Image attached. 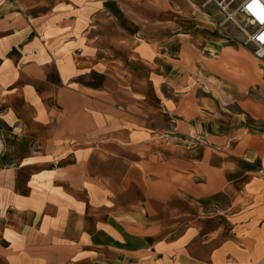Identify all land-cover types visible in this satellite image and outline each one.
Wrapping results in <instances>:
<instances>
[{
	"label": "crops",
	"instance_id": "0c3cea01",
	"mask_svg": "<svg viewBox=\"0 0 264 264\" xmlns=\"http://www.w3.org/2000/svg\"><path fill=\"white\" fill-rule=\"evenodd\" d=\"M58 1L0 0V86L5 88L0 109L10 112L23 146L34 143L38 150L13 172L17 204L11 202L0 220V264L256 259L264 244V202L256 204L264 187V135L249 130L245 114L237 113L213 142L196 139L171 152L121 155V148L151 136L154 117L169 114V102L178 105L161 93L165 79L154 67L167 62L169 51L181 62L186 45L173 50L156 40L139 50L135 44L133 58L149 70L144 81L135 73L121 81L105 72L102 85H91L80 78L102 66L96 47L94 57L79 46L64 60L47 54L49 59L40 61L34 22L52 15L39 9L41 3L51 2L53 9ZM60 1L87 9V0L78 7L75 0ZM144 1L167 12L163 0ZM90 3L93 12L103 8V0ZM86 11L69 20L89 18ZM181 12L175 17L194 23V14L184 6ZM9 68L15 71L10 80ZM146 83L149 92L141 87ZM210 94L194 97V109L205 102L209 109L215 106ZM197 110L192 117L200 115ZM204 130L214 132L209 126Z\"/></svg>",
	"mask_w": 264,
	"mask_h": 264
},
{
	"label": "rangeland",
	"instance_id": "374dc122",
	"mask_svg": "<svg viewBox=\"0 0 264 264\" xmlns=\"http://www.w3.org/2000/svg\"><path fill=\"white\" fill-rule=\"evenodd\" d=\"M75 1L78 7L86 0ZM87 1V9L83 7L81 11L60 0L53 9L51 2L40 4L41 11L50 9L52 14L34 22L39 31L40 61L48 60L47 54L63 59L79 46L94 57L96 47L102 66L78 78L100 86L105 72L121 81L127 79L128 73H135L143 81L148 77V66L133 58L132 47L135 44L140 45L139 50L156 43L152 42L156 40H161L160 45H168L173 50L178 44L186 45L179 58L181 62L173 61L178 57L175 51H169L165 58L167 62L162 61L154 67L165 79L160 86L161 93L174 99L178 105L169 102V114L154 117L151 136L136 146L121 148V155L140 157V154L168 152L176 144L188 146L196 139L213 142L215 135L229 129L237 113L245 114L243 119L249 130L264 135V52L257 54L255 46L246 41L245 33L251 28L236 12L242 0H163L168 8L166 13L144 0H103V8L93 12L92 0ZM183 6L187 14H194V23L175 17L182 14ZM85 10L92 14L89 18L69 20L81 16L78 14H84ZM61 16L65 17L64 20ZM142 17L150 21L144 22ZM85 37L88 42H84ZM14 72V68H9V80ZM153 81L158 86L155 78ZM141 87L150 91L149 83ZM3 89L4 86H0V97ZM208 92L214 95L216 105L209 109L205 102V106L198 109L200 112L196 107L194 109L193 98L197 95L205 97ZM193 110L200 115L192 117V113H196ZM204 111H209L212 116H207ZM208 126L213 133L204 130ZM15 128L10 112L5 114L0 109V220L8 205L16 203L12 192L13 172L26 157L38 151L34 143L23 146L22 133ZM262 202L264 187L257 193L256 204ZM260 216L262 218L264 214ZM246 264H264V244L257 258Z\"/></svg>",
	"mask_w": 264,
	"mask_h": 264
},
{
	"label": "built area",
	"instance_id": "2783aa9c",
	"mask_svg": "<svg viewBox=\"0 0 264 264\" xmlns=\"http://www.w3.org/2000/svg\"><path fill=\"white\" fill-rule=\"evenodd\" d=\"M236 12L251 28L250 32L245 33L246 41L255 46L257 54H261L264 52V0H242Z\"/></svg>",
	"mask_w": 264,
	"mask_h": 264
}]
</instances>
